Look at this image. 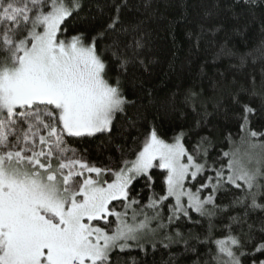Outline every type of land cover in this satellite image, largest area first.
Instances as JSON below:
<instances>
[{
    "label": "snow or ice",
    "instance_id": "snow-or-ice-1",
    "mask_svg": "<svg viewBox=\"0 0 264 264\" xmlns=\"http://www.w3.org/2000/svg\"><path fill=\"white\" fill-rule=\"evenodd\" d=\"M261 4L228 0L225 7L239 19L236 8ZM143 7L150 8L151 0ZM125 11H132L129 0H0V264H119L121 256L127 257L123 264H147L158 252L167 253L162 264L190 257L191 264H264V133L251 128L256 110L249 104L238 117L246 150L241 156L230 135L222 154L228 162L220 167L208 162L207 138L187 150L192 130L168 143L152 127L135 159L118 169L89 163L70 146L69 138L110 133L117 114L136 103L125 95L123 80L130 67L147 72L151 61L141 56L144 22L125 21ZM222 30V24L201 25L197 47L205 32ZM217 55L235 58L233 68L259 65L264 89V42L244 53L222 45ZM256 77V71L248 73L234 104L241 93L264 95ZM201 96L202 90L189 88L183 103L196 112ZM144 99L153 103L152 89L144 88ZM199 115L196 128L207 113ZM156 167L166 172L165 192L153 190L142 203L130 195L131 186L144 177L152 181ZM204 177L195 191L186 187ZM221 195L227 202H217Z\"/></svg>",
    "mask_w": 264,
    "mask_h": 264
},
{
    "label": "trees",
    "instance_id": "trees-1",
    "mask_svg": "<svg viewBox=\"0 0 264 264\" xmlns=\"http://www.w3.org/2000/svg\"><path fill=\"white\" fill-rule=\"evenodd\" d=\"M144 2L145 0H129L132 11H125L123 17L125 21L132 23L143 21L147 33V44L141 56L151 61L148 71L139 65L130 67L123 80L125 95L136 103L127 107L125 113L117 114L110 133H100L95 137L69 138L70 146L83 154L89 163L118 169L124 160L135 159L152 127L160 129L161 138L166 142H172L173 136L181 130H192L184 140L187 150L192 152L193 146L201 137L207 138L210 141L209 164L216 161L215 167H220L221 163L226 165L228 160L222 154L229 151V136L236 141L237 147L241 145L239 140L243 133L240 131L241 121L238 117L242 115L243 104H249L256 110L250 117L251 128L258 133H264V95L241 93L239 104L233 103L232 96L241 84L248 85V73L253 71L257 72V91L264 92V89L260 88L259 65L255 69L251 64L246 68H233V65L238 64L235 58L218 56L217 53L222 45L238 53L261 46L264 42V4L250 10L245 8L243 11L238 7L235 11L241 15L239 19H234L225 7L228 0H151V7L148 9L143 7ZM95 3L96 0H92V4ZM100 3H104V0H100ZM209 12L213 14L207 15ZM173 21L175 23L170 24ZM221 24L222 31L214 35L205 32L197 47V34L201 25L213 28ZM170 30L175 39L170 35ZM189 33L192 35L189 36ZM71 34L73 33L70 31L69 35ZM221 73L225 75L221 76ZM109 75L114 80L115 67ZM140 82H143L144 88L153 90L152 104L144 99V88L139 87ZM214 84L217 86L213 87ZM189 88L198 92L202 90L201 104L197 105L196 112L183 103V95ZM173 94L174 106L171 103ZM205 111L207 115L203 125L196 128L195 122L201 118L199 114ZM133 120L136 122L135 127H131ZM150 175L152 181L144 177L134 181L131 186L130 195L140 199L142 203L147 202L153 190L158 194L165 192V173L156 167L150 170ZM106 178L111 179L110 175ZM203 179L206 177L193 184L186 182V187H192L195 191V187ZM149 183L152 184L151 189L147 186ZM203 195H207V192ZM221 201L227 202V196L221 195L217 202ZM167 203H173V200L169 198ZM167 211L166 204L165 215ZM253 220H258V217H253ZM223 222H227L226 218ZM100 223L103 225V221ZM216 223L219 225L221 221ZM197 231H203V228ZM215 235L222 237L224 233L217 231ZM206 251L205 248H200L201 253ZM128 255L140 254L132 252ZM166 256L167 253L158 252L154 257L148 258L147 264H162V259ZM126 258L121 256L119 264H123ZM192 259L194 257L182 261V264H191ZM113 260L116 261L115 256ZM246 264H251L250 260Z\"/></svg>",
    "mask_w": 264,
    "mask_h": 264
},
{
    "label": "rangeland",
    "instance_id": "rangeland-1",
    "mask_svg": "<svg viewBox=\"0 0 264 264\" xmlns=\"http://www.w3.org/2000/svg\"><path fill=\"white\" fill-rule=\"evenodd\" d=\"M168 143H171V142H168ZM240 148V154H241V156H243V153L245 152V150H246V146L245 145H240L239 146ZM185 159V162H187V158L185 157L184 158ZM158 168V167H157ZM159 169V168H158ZM161 170V169H160ZM164 173H165V175H166V172L164 171V170H162ZM92 175H95V174H92ZM190 179V178H189ZM172 199V198H171ZM174 202V201H173Z\"/></svg>",
    "mask_w": 264,
    "mask_h": 264
}]
</instances>
